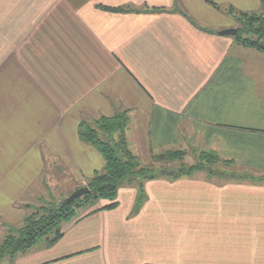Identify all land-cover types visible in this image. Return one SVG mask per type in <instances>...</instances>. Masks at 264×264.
<instances>
[{"label": "crops", "instance_id": "0c3cea01", "mask_svg": "<svg viewBox=\"0 0 264 264\" xmlns=\"http://www.w3.org/2000/svg\"><path fill=\"white\" fill-rule=\"evenodd\" d=\"M211 3L261 9V0H0V172L9 177L0 219L13 223L10 212L58 165L85 182L104 168L81 140L83 120L126 112L129 149L145 165L195 149L234 169L148 182L133 218L122 201L137 192L121 188V207L95 217L108 228L102 242L16 264H264V53L221 36L235 21Z\"/></svg>", "mask_w": 264, "mask_h": 264}, {"label": "trees", "instance_id": "16d2710c", "mask_svg": "<svg viewBox=\"0 0 264 264\" xmlns=\"http://www.w3.org/2000/svg\"><path fill=\"white\" fill-rule=\"evenodd\" d=\"M262 9L264 0H261ZM217 10L225 12L227 15L236 19L239 15V23L253 37L264 41V10L261 15L257 13L236 12L232 6H221L211 3ZM107 10V9H105ZM113 13H122L125 10H108ZM251 31H250V30ZM239 41V37L236 38ZM246 47H253L264 52V44L260 41H252ZM130 120L128 114H118L112 118L103 117L93 124L82 122L79 126V135L81 140L96 149L105 161V166L101 171L95 172L92 179L87 182L90 191L89 195L82 200H77L72 205H63L64 201L57 204H48V207L42 209L43 214L35 217H28L23 222V227L17 231V237L10 236L6 238L0 247V261L9 259L13 264L17 256L30 252L37 244L43 240L48 247L57 244L64 236V226L77 219V212L80 209L90 211L101 201H109L112 204L103 207L101 210H111L117 207L118 191L123 187L138 189L137 201L135 203L132 216H136L143 208L147 195L145 184L160 178V175L154 173V165L161 163L165 159L183 161L185 153L168 152L163 155L153 156V165H145L141 159L133 155L128 146L126 132ZM202 155V154H201ZM179 156L178 159L175 157ZM202 159L194 166H184L180 169L183 174H176L174 179L182 177H191L197 171L204 170V163L220 162L217 156L212 153L203 154ZM228 165L227 162H222ZM79 209V210H78ZM98 213L92 211L86 214Z\"/></svg>", "mask_w": 264, "mask_h": 264}, {"label": "rangeland", "instance_id": "374dc122", "mask_svg": "<svg viewBox=\"0 0 264 264\" xmlns=\"http://www.w3.org/2000/svg\"><path fill=\"white\" fill-rule=\"evenodd\" d=\"M227 6H229V5H227ZM234 10H235V13L236 12L237 13L242 12V11H238L235 8H234ZM263 10H264V8L262 9V4H261V9H259V8L257 10L251 9L250 11H247V12L245 11V12L246 13L255 12L258 15H261ZM233 19L235 21L234 29H236L238 31V35L237 36H226V37H232L234 39L235 43H237L238 45H240L244 48H249V49H253V50H256L258 52L264 53L262 51H259L256 48L245 46V45L253 44V43H251L250 39H252L253 42L254 41L255 42L260 41V43H262V44H264V41L258 40L257 37H253V35L249 34L247 32V30L245 28H243V26L237 20V19H239V15L236 16V19L235 18H233ZM237 37H239V41L236 40ZM83 121L86 123H89V124H93L94 122H96V121H90V120H83ZM173 153H175V152H173ZM202 155L200 153H198L197 150L190 149L189 153L187 154L188 158H186V153H185V155H184L185 157L183 158V161L173 160V159L169 158V159L163 160V162H161V163H156L154 165V173L157 175V177L160 175V177H163V178H164V176H170V173L172 171L176 172L175 175L176 174L177 175L183 174L180 171V169L184 166H187V167L192 166V165L195 166L198 163V161L202 159V157H201ZM175 158L178 159L179 156H177ZM11 159L12 158H10V160ZM2 165H3V167L8 166L7 163H4ZM98 166L102 167L101 165L97 164V167ZM203 166H204L203 171H197L194 174L202 175V174H206L205 173L206 171H208V172L215 171L216 172V171L234 170L233 168L231 169L230 167L225 166L224 164H221L220 162L204 163ZM4 175L5 174L3 172H0V180L3 178ZM173 177H171V178H173ZM185 177H187V176H185ZM8 179H9V177H4L3 182L7 183ZM35 179H36V177H35ZM156 180H158V178ZM24 181L31 182V178L28 177L27 179H19V181H18L19 186H23ZM86 182L83 179H74L72 176H67V174L65 172L64 165H58V167H56L55 170H51V172H49L47 175L44 174L43 176H40L39 179L37 180V182L34 183L30 194L27 196H24L22 201L20 200V202L18 203L20 209L23 211L22 212L21 210H19L20 214L24 213L22 220H21V218H19L20 214L18 211H17L18 214H15L14 212H10L11 214H9V218L12 220L13 223L9 222L8 220L0 219V235L5 236L7 238L10 236L17 237V235H18L17 231L23 227L22 225H23V222L25 219H27L28 217H35V216H38L39 214L40 215L43 214L42 209L45 206L48 207L47 206L48 204L54 205V204L61 203L62 201L68 199L77 190L87 187ZM125 188L129 189L127 186H125V187H122V190ZM145 188H146V186H145ZM132 189H135L137 194H138V189H136V188H132ZM119 191H118V196H117V203H118L117 207H115L111 210H106L105 212L106 213L114 212L121 207V204L124 203L125 206L131 207L130 217L131 218L135 217V216H132V211L134 212V207H135V203H136L137 199L134 198V200L132 199L131 201H126V199H123V201H122L123 203H122L121 202V191L120 192ZM144 191H146V189ZM83 198L84 197L80 198L79 200H82ZM136 198H137V196H136ZM103 202H105L106 204L110 203V205L112 204L109 201H103ZM97 204L89 212L98 210V213H94V214L89 215V216H92V215L93 216L90 217V219L87 222H85L82 226H80L76 231L70 233L68 236H66L64 233L63 238L57 244H55L52 247H48L46 245V243L44 242L45 240H43L41 243L37 244L36 247H34L30 252H52V251H56V250H60L63 252H70V251H73L75 248H83L86 246L93 245L95 243L96 238H100V241L102 242V239L103 238L105 239L108 228L105 227L103 224H100L99 220L97 218H95L100 212H103L101 210L102 208L99 209ZM16 207H17V204H16ZM89 212L86 210L80 209L77 212V214H78L77 219L73 220L72 222H76V221L83 219L86 216V214H88ZM126 221H129V216H127ZM4 240H5L4 237L0 240V247L2 246ZM63 240H64V242L62 243L60 248L56 249L57 246ZM93 250H95V247L87 248L86 250H83V251L86 253H92ZM99 250H101V249H99ZM30 252H28V253H30ZM28 253H26V254H28ZM26 254L17 256V258L15 259L13 264H16L17 260L22 258V257H25ZM76 254H77V252L71 253L69 255H66V257L67 258H73V257H75L74 255H76ZM0 264H11V263L9 262V259H3Z\"/></svg>", "mask_w": 264, "mask_h": 264}, {"label": "water", "instance_id": "95a60500", "mask_svg": "<svg viewBox=\"0 0 264 264\" xmlns=\"http://www.w3.org/2000/svg\"><path fill=\"white\" fill-rule=\"evenodd\" d=\"M221 36H237L238 31L236 29H229L219 33ZM90 191L88 188H81L73 193L68 199H66L63 205H72L82 197L89 195Z\"/></svg>", "mask_w": 264, "mask_h": 264}]
</instances>
